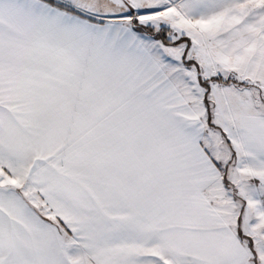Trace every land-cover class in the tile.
<instances>
[{"label":"snow or ice","instance_id":"obj_1","mask_svg":"<svg viewBox=\"0 0 264 264\" xmlns=\"http://www.w3.org/2000/svg\"><path fill=\"white\" fill-rule=\"evenodd\" d=\"M0 264H264V0H0Z\"/></svg>","mask_w":264,"mask_h":264}]
</instances>
